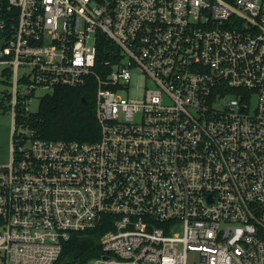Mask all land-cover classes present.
<instances>
[{"label":"built area","instance_id":"obj_1","mask_svg":"<svg viewBox=\"0 0 264 264\" xmlns=\"http://www.w3.org/2000/svg\"><path fill=\"white\" fill-rule=\"evenodd\" d=\"M2 39L1 264L107 219L86 264H264V0H0ZM87 85L97 139L27 122Z\"/></svg>","mask_w":264,"mask_h":264},{"label":"trees","instance_id":"obj_2","mask_svg":"<svg viewBox=\"0 0 264 264\" xmlns=\"http://www.w3.org/2000/svg\"><path fill=\"white\" fill-rule=\"evenodd\" d=\"M95 96V88L90 85L57 87L42 97L38 110L26 120L47 139L95 140L99 137ZM108 220L94 228L72 232L54 264H86L101 255V236L110 228ZM67 256L69 261L64 263Z\"/></svg>","mask_w":264,"mask_h":264},{"label":"rangeland","instance_id":"obj_3","mask_svg":"<svg viewBox=\"0 0 264 264\" xmlns=\"http://www.w3.org/2000/svg\"><path fill=\"white\" fill-rule=\"evenodd\" d=\"M3 66L0 64V88L9 87L8 78L2 73ZM31 108L37 111L39 101L35 98L31 102ZM13 128V116L10 110L0 109V164L8 163L11 159V138Z\"/></svg>","mask_w":264,"mask_h":264},{"label":"water","instance_id":"obj_4","mask_svg":"<svg viewBox=\"0 0 264 264\" xmlns=\"http://www.w3.org/2000/svg\"><path fill=\"white\" fill-rule=\"evenodd\" d=\"M3 41H4V39H2V40L0 41V48L2 47ZM67 261H69V257H68V256H67L66 259L64 260V263H66Z\"/></svg>","mask_w":264,"mask_h":264}]
</instances>
